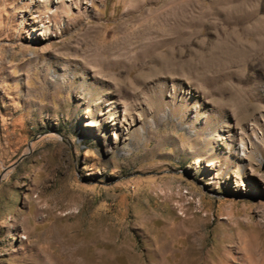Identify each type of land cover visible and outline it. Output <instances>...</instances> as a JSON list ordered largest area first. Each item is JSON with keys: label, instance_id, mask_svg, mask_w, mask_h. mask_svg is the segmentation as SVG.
<instances>
[{"label": "rangeland", "instance_id": "rangeland-1", "mask_svg": "<svg viewBox=\"0 0 264 264\" xmlns=\"http://www.w3.org/2000/svg\"><path fill=\"white\" fill-rule=\"evenodd\" d=\"M55 1L0 0V264H264V0Z\"/></svg>", "mask_w": 264, "mask_h": 264}, {"label": "bare ground", "instance_id": "bare-ground-1", "mask_svg": "<svg viewBox=\"0 0 264 264\" xmlns=\"http://www.w3.org/2000/svg\"><path fill=\"white\" fill-rule=\"evenodd\" d=\"M55 3L57 4L58 2H57V0L55 1ZM173 65H175V63H172V66ZM180 65H181V62H176V69H179L180 68ZM177 66H179V68H177ZM173 70H174V68L173 67H171Z\"/></svg>", "mask_w": 264, "mask_h": 264}, {"label": "water", "instance_id": "water-1", "mask_svg": "<svg viewBox=\"0 0 264 264\" xmlns=\"http://www.w3.org/2000/svg\"><path fill=\"white\" fill-rule=\"evenodd\" d=\"M21 158H22V157H21ZM21 158H20V159H21ZM20 159H18V161H19Z\"/></svg>", "mask_w": 264, "mask_h": 264}]
</instances>
